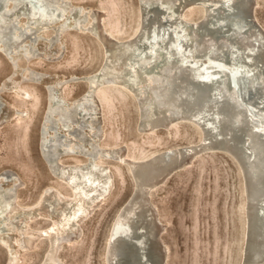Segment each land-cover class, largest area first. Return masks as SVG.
Instances as JSON below:
<instances>
[{
    "label": "bare ground",
    "instance_id": "obj_1",
    "mask_svg": "<svg viewBox=\"0 0 264 264\" xmlns=\"http://www.w3.org/2000/svg\"><path fill=\"white\" fill-rule=\"evenodd\" d=\"M138 2L135 33L117 39L105 29L107 13L71 0H0V51L7 56L22 47L27 61L44 58L36 42L47 31L52 32L50 47L72 30L94 35L104 49L103 62L94 72L45 86L48 105L41 120V157L71 193L65 195L47 187L36 212L31 213L32 208L20 205L10 188L0 185V234L8 236L16 231L19 246L18 250L11 249L6 264L19 262L20 253L43 238L47 247L40 264H65L58 255L60 247L78 237L80 223L108 197L113 173L100 162L122 164L126 149L102 146L101 112L97 109L96 117L90 116L95 92L104 85L133 95L142 133L167 130L176 120L197 125L201 133L197 143L127 162L133 188L110 225L107 264H167L169 247L162 238L165 225L151 193L206 151L224 152L237 161L245 197L241 264H264V27L255 15L258 2ZM198 9L199 17L188 18ZM46 76L27 68L22 80L39 84ZM85 79L86 91L68 100L64 85ZM57 123L59 128L52 127ZM48 133H52V148L46 144ZM63 156L85 161L64 164L59 160ZM9 172L0 178L12 183L14 174ZM37 215L54 216L52 225L46 230H32L29 222Z\"/></svg>",
    "mask_w": 264,
    "mask_h": 264
},
{
    "label": "rangeland",
    "instance_id": "obj_2",
    "mask_svg": "<svg viewBox=\"0 0 264 264\" xmlns=\"http://www.w3.org/2000/svg\"><path fill=\"white\" fill-rule=\"evenodd\" d=\"M71 1L107 13L103 21L105 29L117 39L131 37L138 27V0ZM257 2L255 15L264 27V0ZM200 14L198 9L188 18L194 19ZM51 33L43 32L36 42L37 49L45 53L44 58L27 61L22 47L11 57L0 51V174L10 171L15 178L12 183L0 178V185L10 188L20 205L32 208L31 213L36 212V204L47 187L65 195L71 193L65 183L52 175L41 157V120L48 105L45 86L70 76L90 74L104 59L102 43L90 33L68 30L50 47ZM26 67L47 76L39 84L23 81ZM86 87V79L70 82L63 87L64 95L72 100L86 91ZM95 99L89 106L90 116L96 117L97 109L101 112L102 146H124L126 161L122 164L100 162L113 173L111 191L104 203L80 223L78 237L60 247L58 255L65 264H107L105 249L110 225L133 188L128 161L197 143L201 137L197 125L179 120L167 130L142 133L138 129L136 101L122 88L100 86ZM56 126L59 128L58 123ZM51 135L48 133V145L53 143ZM59 160L68 164L84 162L85 158L63 156ZM151 199L165 225L162 238L169 247L167 264L242 263L245 197L240 168L230 155L220 151L197 154L152 191ZM53 217L37 215L29 225L32 230H46L52 225ZM17 235L16 231L8 236L0 234V264L7 263L11 249H19ZM6 240L9 242L5 244ZM46 247V238L36 239L29 251L20 253L16 264H40Z\"/></svg>",
    "mask_w": 264,
    "mask_h": 264
},
{
    "label": "water",
    "instance_id": "obj_3",
    "mask_svg": "<svg viewBox=\"0 0 264 264\" xmlns=\"http://www.w3.org/2000/svg\"><path fill=\"white\" fill-rule=\"evenodd\" d=\"M52 127H54V128H55V127H56V125H55V126H53V125H52ZM52 127L50 128L51 130L53 129ZM53 144H54V142H53V143H51V145H49V148H52V147H53ZM58 154H59V152H58V153H56V157H57V155H58ZM58 156H59V155H58Z\"/></svg>",
    "mask_w": 264,
    "mask_h": 264
}]
</instances>
